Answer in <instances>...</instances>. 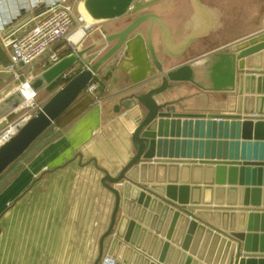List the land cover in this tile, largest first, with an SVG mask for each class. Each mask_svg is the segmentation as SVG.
<instances>
[{"label": "water", "instance_id": "1", "mask_svg": "<svg viewBox=\"0 0 264 264\" xmlns=\"http://www.w3.org/2000/svg\"><path fill=\"white\" fill-rule=\"evenodd\" d=\"M81 1L93 21L135 17L124 29L72 50L0 99L1 122L88 52L115 41L0 146V174L79 97L92 74L114 59L132 85L118 107L134 124L133 154L115 175L98 168L113 206L93 264L101 263L105 240L114 264H264V30L216 53L219 61L213 67L225 69L222 79L211 75L210 89L233 92L231 111H176L179 101L166 100V92L193 82L194 75L189 63L165 71L158 62L151 24L160 26L165 46L168 32L158 16L141 10L159 0ZM184 2L182 26L187 28L194 11L201 16L202 9L198 0ZM145 21L149 26L143 36L138 29ZM205 29L203 23L172 51H181ZM11 30L10 24L6 32ZM201 174L202 186L200 181L188 185L190 176L199 180ZM202 237L207 244L203 253L198 252Z\"/></svg>", "mask_w": 264, "mask_h": 264}, {"label": "crops", "instance_id": "2", "mask_svg": "<svg viewBox=\"0 0 264 264\" xmlns=\"http://www.w3.org/2000/svg\"><path fill=\"white\" fill-rule=\"evenodd\" d=\"M45 1L0 0V35L8 33L10 24L13 29L25 30ZM198 1L202 15L194 11L187 28L182 26L184 0H159L141 10L158 16L167 29L169 44L165 46L160 26L151 24V41L162 69L189 63L194 75L193 82L169 89L165 99L179 101L174 105L176 111L229 112L235 106L233 92L210 89L211 75L222 79L225 69L213 67L219 61L216 53L264 30V0ZM73 3L76 14L82 15V1ZM134 17L126 14L94 23L85 19L76 22L70 34L71 45H62L71 51L86 47L124 29ZM203 23L206 29L197 39L179 52L172 51ZM86 24L88 28H84ZM148 26L145 21L138 31L145 36ZM114 42L94 48L73 67L85 69ZM100 49L101 54L95 57ZM8 63L9 53L0 41V68ZM94 76L95 81L106 77L103 94L66 126L46 129L0 179V264H93L98 239L107 228L113 206V195L100 183L103 173L98 168L115 175L127 163L133 154L130 137L134 128L132 119L118 107L120 98L132 91L127 73L110 59ZM188 181V185L200 181L198 185L202 186L203 174L199 180L190 176ZM258 225L260 230V220ZM203 241L202 237L198 248L201 253L207 246ZM107 246L105 240L100 264L107 258Z\"/></svg>", "mask_w": 264, "mask_h": 264}, {"label": "built area", "instance_id": "3", "mask_svg": "<svg viewBox=\"0 0 264 264\" xmlns=\"http://www.w3.org/2000/svg\"><path fill=\"white\" fill-rule=\"evenodd\" d=\"M43 4L46 7L31 19L32 23L25 30L19 31V28H15L7 34L0 35L1 44L9 53V63L0 68V74H10L12 80L19 85L66 55L62 53L64 45L60 47L54 45L60 40L71 45V30L76 22L83 20L81 15L75 16L73 0H46ZM84 28H88V25H84ZM2 30L3 26L0 23V33ZM101 52L102 49L95 57ZM79 71L80 69L72 67L65 71L59 79L69 80ZM93 75L94 73L92 81L84 89V92L90 95L99 88V82L93 80ZM33 100L31 98L25 106L12 113L11 115L16 116L14 118L12 116L9 121L6 120L0 127V146L41 108L42 105L34 103ZM21 111L22 113L19 114ZM103 264H114V260L107 257Z\"/></svg>", "mask_w": 264, "mask_h": 264}, {"label": "trees", "instance_id": "4", "mask_svg": "<svg viewBox=\"0 0 264 264\" xmlns=\"http://www.w3.org/2000/svg\"><path fill=\"white\" fill-rule=\"evenodd\" d=\"M62 44H64V40L58 41L57 43H55L54 46L55 47H60ZM70 51H71L70 48L64 47L63 50H62V53L63 54H68V53H70ZM93 79L94 80H97V77L94 76ZM67 81L68 80L65 81V80L57 79L54 83H52L50 86H48L46 88V90L48 92L54 93V91L57 88H59L62 85H64V83H66ZM98 81H99V88L96 91V93L94 94V96H92V95H86L82 91V93L79 95V97L60 116H58L54 120V122L52 123V125H50L48 128H50V127L51 128H62L64 126H66L73 119H75L77 116H79L81 113H83L96 99H98L103 94V91H104V88H105L106 77H103L100 80L98 79ZM10 116L12 117L13 115H10ZM48 128H47V130H48ZM45 132H46V129L32 142V144H34L36 141L40 140L44 136V133ZM25 152L19 158H17L14 162H12L0 174V179H2L9 172V170L16 163L17 160H19L21 157L24 156Z\"/></svg>", "mask_w": 264, "mask_h": 264}, {"label": "rangeland", "instance_id": "5", "mask_svg": "<svg viewBox=\"0 0 264 264\" xmlns=\"http://www.w3.org/2000/svg\"><path fill=\"white\" fill-rule=\"evenodd\" d=\"M74 4V3H73ZM75 5V4H74ZM81 10V4H80V9ZM74 13L75 15H78L76 14L77 13V10H76V6L74 7ZM82 16V15H81ZM3 64H6V62L4 60H2ZM17 86H19V84L15 81L12 80V77L10 74H6V73H2L0 74V99L2 97H4L5 95H7L9 92H11L14 88H16ZM52 94V92H48L46 89L42 90L41 92H39L33 99V102L34 103H38L39 105H43L44 102H46L50 95ZM30 111H33L32 109H30ZM22 113L19 112V114ZM16 115H13V118L15 117ZM12 117L9 116L7 117L6 119L2 120L0 122V127L4 125V123L6 122V120H10Z\"/></svg>", "mask_w": 264, "mask_h": 264}, {"label": "bare ground", "instance_id": "6", "mask_svg": "<svg viewBox=\"0 0 264 264\" xmlns=\"http://www.w3.org/2000/svg\"><path fill=\"white\" fill-rule=\"evenodd\" d=\"M81 13H82V18H83V20L85 19V21L87 22V23H94L95 21H93L92 19H91V17L87 14V12L85 11V9L83 8V5L81 4ZM81 31V30H80Z\"/></svg>", "mask_w": 264, "mask_h": 264}]
</instances>
